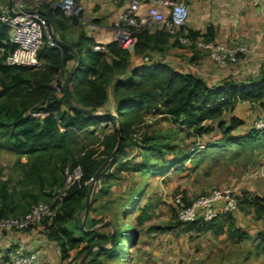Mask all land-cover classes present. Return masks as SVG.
Segmentation results:
<instances>
[{"label": "rangeland", "instance_id": "1", "mask_svg": "<svg viewBox=\"0 0 264 264\" xmlns=\"http://www.w3.org/2000/svg\"><path fill=\"white\" fill-rule=\"evenodd\" d=\"M16 1L12 0L13 3ZM21 1L29 6H41L43 3H53L57 0ZM128 1L79 0L80 10L68 15L77 17L79 22L86 25L94 23L98 28L103 19L106 22L105 30L115 36L124 28H129L119 17L120 13L127 8ZM6 4L7 0H4V7ZM142 4L145 9L149 0H142ZM96 16L99 17L96 18ZM144 27L154 29L158 26L148 17L140 28ZM112 40L114 39L109 42ZM122 46L131 48L123 44ZM183 47L184 49L172 48L162 55L156 51L150 54L155 58L165 59L164 61L177 69L195 71V64L193 68L184 61L196 53L207 52L187 44ZM241 58L243 59V55ZM143 59L147 60L146 57ZM134 61L132 60L130 67L117 69L112 81L108 84L110 102L105 108H110L111 105L109 111L114 116L117 113L113 102L115 83L118 79L129 77L131 68L137 64ZM44 66L45 62L41 60V64L35 69L41 70L40 68ZM215 66L217 71L213 76L218 79L219 77L243 79L244 77L241 76L243 72L248 73L244 69L241 70L242 63H229L225 67L216 64ZM206 78L208 81L212 80L211 75H206ZM53 85L55 93L59 97L63 95V92L58 90L57 80L53 81ZM244 103L235 110L246 121L239 131H235L239 133L252 128L255 120L261 116H257L255 111H252L253 107L249 106L248 102ZM160 107L162 108L163 104ZM105 108L97 110L96 113L105 114ZM30 111L33 110L30 109ZM143 115L142 123L129 127L125 132L123 141L96 180L83 205L74 217L64 222L69 234L76 238V241L72 242L74 246L69 248L70 255L62 259L58 243L51 239L57 246L51 247L45 254L47 261L43 262L42 259V264H80L85 253L84 246L89 242L96 245V242L101 241L111 246L112 242L107 240L106 235L117 227H123L125 223H130L138 229V239L133 244L128 236L123 239L119 246L120 258L116 255L118 252L116 249L113 250V254H96L95 251L99 247L95 246L82 264H229L231 262L264 264V247L262 246L264 213L260 212L262 210L245 206L242 208L241 203L239 204V208L232 214L236 225L247 234L237 237L232 236L228 231V221L224 219L225 217L219 220L220 228L218 229L184 230L183 225L178 224L181 219L173 205L175 194L181 191L187 199L223 188L232 189L239 198L244 194H260L264 197V145L257 147L231 145L225 149L204 147V144L211 143L208 141L217 140L220 137L219 132H214L200 139L201 146L196 149L197 144L194 143V138L184 137L185 129L170 137L176 150L173 149L172 144L167 146L161 144L164 147L159 151L158 143L167 140L162 139L158 142L156 138L154 142L153 139L145 138L142 141L140 137L156 136L158 133L169 131L176 127V123L167 114L159 113L155 108L143 110ZM117 126V121L110 118L90 124L87 128L72 134L71 137L66 135L67 130L61 126L59 131L61 137L65 139L58 140L55 147L41 150L33 156L19 155L0 148V182H6L19 200L24 192L32 190L39 194L40 201L46 203L59 201L72 180L71 176L79 177L82 173L79 166L71 169V162L83 156L89 149L93 150L94 157L106 160L116 147L115 145L110 148L106 143L109 137L115 136L116 132L120 134ZM63 153L68 156L69 165L61 170L58 158ZM54 170L60 179V182L55 185L52 183ZM27 199L31 203L32 198ZM134 201L135 205H133ZM58 203L56 202V205L59 206ZM146 205H148L149 217L140 222L137 219V214L141 210L139 206ZM155 225H170L171 229H149L150 226ZM5 229L15 228L0 226V231L3 232ZM84 230L89 233H85ZM17 231L30 232L24 229ZM69 243L71 246L72 243Z\"/></svg>", "mask_w": 264, "mask_h": 264}, {"label": "trees", "instance_id": "2", "mask_svg": "<svg viewBox=\"0 0 264 264\" xmlns=\"http://www.w3.org/2000/svg\"><path fill=\"white\" fill-rule=\"evenodd\" d=\"M40 8L48 12L60 39L65 42L67 39L62 30L68 26L69 21L77 25L81 24L77 17L67 15L61 7L43 3ZM82 26V24L79 26L78 38L72 42L77 51L70 49L62 42L60 46L44 44L38 56L45 62V66L37 70L35 67L8 65L3 62L5 54L14 47V44L11 41L9 27L0 23V148L19 155L33 156L41 150L55 147L58 140L65 139L61 137L59 131L61 126L67 130L66 135L71 137L72 134L87 128L90 124L110 118L117 121V130L123 141L129 127L143 122V110L152 108L159 113L167 114L176 123V127L169 131L158 133L156 136L140 137L142 141L145 138L153 139L154 142L156 138L158 142L162 139L167 140L158 143L159 151L164 147L161 144L166 146L172 144L171 135L185 129L184 137L194 138V143L197 144L196 149L201 146L199 140L214 131L219 132L220 137L217 140L208 141L211 143L204 144V147L225 149L231 145L252 147L264 145V128L259 129L254 125L243 134L235 133L234 130L243 125L245 120L230 113L235 104L240 101L264 105V67L259 77L247 83L230 78L221 83L209 84L199 74L181 71L150 54L152 51L162 54L172 44L184 45L176 34L161 27L140 28L134 32L136 38L133 45L134 52L142 55L143 58L146 57L147 60L140 64L141 66H133L129 77L116 81L113 102L117 113L114 116L109 111L111 105L110 108H105L110 102L108 84L112 81L117 69L132 65L131 50L123 47L116 39L108 42L106 49H96L94 37L88 35ZM182 32L193 39L203 37L206 40H215L212 25L205 34L195 30L187 31L185 25L182 27ZM78 54H81L82 58L70 81V99H67L65 82L73 67L68 69L66 66L70 60L76 61ZM54 80H57L58 84H63V95L60 97L55 93ZM73 104L90 108L94 113L80 111ZM161 104H163L162 108ZM102 108L106 109L105 114L96 113ZM30 109L48 111L49 114L43 118L35 117ZM117 136H119L118 132L113 138H108L106 144L110 148L116 145ZM172 146L176 150L174 144ZM93 153V150L89 149L83 156L71 162V169L79 166L82 173L79 177L73 176L72 181L68 183L65 194L56 201L59 202V206L56 202L49 203L55 209V213L42 218L39 224L32 223L24 228L25 231L45 232L50 239L56 240L62 259L70 255L69 248L73 247L76 241V238L69 234L64 222L74 217L83 205L88 197L92 178L105 161V159L94 157ZM58 162L61 164L60 169L64 170L69 165L68 156L61 154ZM59 182L60 179L54 170L52 183L55 185ZM41 188H43L42 185ZM28 197L32 198L31 203L27 201ZM39 198V194L27 190L19 200L6 182H0V220L24 216L40 202ZM237 199L239 204L241 203L240 207H254L264 213L262 195L244 194L241 198L237 196ZM135 204L134 201L133 205ZM139 207L141 210L137 214V219L141 222L149 217L148 205ZM223 217L228 221V231L232 236L242 237L247 234L236 225L232 212L221 214L210 221L181 219L178 224L183 225L184 230L218 229L219 220ZM156 227L161 230L171 229L170 225H156ZM85 233L89 232L85 231ZM106 236L110 242L113 237L112 245L99 247L95 251L96 254H113V250L116 249L118 250L116 255L120 258L119 246L123 239L128 236L133 244L138 239V229L130 223H125L123 227H117ZM69 242H73L71 246ZM101 243L104 244L101 241L96 242V245ZM94 245L95 243L89 242L83 250L86 251ZM262 246L264 247V234Z\"/></svg>", "mask_w": 264, "mask_h": 264}, {"label": "built area", "instance_id": "3", "mask_svg": "<svg viewBox=\"0 0 264 264\" xmlns=\"http://www.w3.org/2000/svg\"><path fill=\"white\" fill-rule=\"evenodd\" d=\"M250 1L256 5L264 2V0ZM48 3L53 7H61L67 15L77 13L81 8L79 0H57ZM143 6L142 0L128 1L127 8L119 17L129 28L121 30L126 35L121 36L118 33L113 39L131 47L136 40L135 30L140 29L141 24L149 17L158 27L166 28L176 34L182 43L205 50L219 66H226L229 63L243 64L246 54L256 52L255 47H251L244 39L237 37L224 42L206 40L203 37L193 39L187 36L182 32V27L190 15L187 0H149L145 9ZM0 23L9 27L11 41L14 44L4 56L5 64L37 67L41 64L38 53L44 44L60 46L58 31L49 22L39 5L29 6L21 0L12 2V5L6 7L0 5ZM95 48L106 49V44L97 43ZM58 85V90L62 91L63 84ZM31 113L40 118L49 114L48 111H31ZM255 127L264 128V114L255 120ZM173 205L183 221H210L221 214L235 211L239 202L232 189L223 188L214 189L192 199H187L182 191L178 192L173 198ZM54 213L55 209L51 204L40 201L22 217L1 219L0 226L24 229L32 223L39 224L42 218ZM0 264H42V256L39 250L28 247L24 241L17 243L5 255L0 256Z\"/></svg>", "mask_w": 264, "mask_h": 264}, {"label": "crops", "instance_id": "4", "mask_svg": "<svg viewBox=\"0 0 264 264\" xmlns=\"http://www.w3.org/2000/svg\"><path fill=\"white\" fill-rule=\"evenodd\" d=\"M190 6V15L185 24V29L199 31L201 34L208 33L209 26H213L215 32L214 38L217 41H229L235 37L244 39L251 47L256 48V52H250L245 55L244 63L241 70L244 69L248 73H244L240 79L236 77L237 81L250 82L261 75L264 67V2L261 5H256L250 0H187ZM0 5L4 6V0H0ZM7 5H10V0H7ZM93 10V9H91ZM99 16H96L98 18ZM97 20V19H96ZM92 21V20H91ZM81 23V22H80ZM105 20H101L100 27H95V24L86 25L81 23L86 33L94 37L96 43L107 44L109 40L113 39L114 35L111 32L105 30ZM74 24L69 21L66 28L62 30L66 37L68 46L70 49L77 51V48L72 44L78 38L80 25ZM60 38V35H59ZM71 42V43H70ZM172 48L184 49L183 45H171L162 54H166ZM131 50V60H135V65L144 63L142 55L135 54L134 49ZM160 54V55H162ZM163 59V58H162ZM165 60V59H164ZM185 64L195 67L197 74L202 76L209 84L221 83L225 79L231 77H214L213 75L217 71L215 61L208 53H196L184 61ZM77 63V61H76ZM75 60H70L67 64V68L71 69L75 66ZM217 65V64H216ZM219 66V65H218ZM225 67V66H220ZM181 69V68H180ZM179 69V70H180ZM220 69V68H219ZM72 70V69H71ZM181 71H183L181 69ZM195 71H192L196 73ZM206 75H211L212 80H207ZM221 75V74H220ZM218 75V76H220ZM236 75V74H235ZM232 76V75H231ZM233 77V76H232ZM240 77V76H239ZM248 102L254 110L257 116L264 114V105L260 103H254L250 101H240L235 104L233 110L230 113L236 114L244 119L243 116L237 113L236 108L240 104ZM236 112V113H235ZM245 120V119H244ZM246 122V121H245ZM245 124V123H244ZM243 124V125H244ZM241 125V126H243ZM239 126L235 131H239ZM217 132V131H214ZM212 132V133H214ZM247 132V131H245ZM241 132V134L245 133ZM210 133V134H212ZM239 133V132H235ZM209 135V134H208ZM202 139V138H201ZM236 211V210H235ZM157 227L150 226V230H155ZM6 232V233H5ZM26 242L27 246L36 250H39L41 256H43V262H46L45 254L48 253L51 247L57 246L53 240H51L45 232L30 231L19 232L15 229H5L0 231V256L5 255L14 245L20 242ZM229 264H234L233 262Z\"/></svg>", "mask_w": 264, "mask_h": 264}, {"label": "water", "instance_id": "5", "mask_svg": "<svg viewBox=\"0 0 264 264\" xmlns=\"http://www.w3.org/2000/svg\"><path fill=\"white\" fill-rule=\"evenodd\" d=\"M10 5H12V0H10ZM12 13H14V11H12ZM43 13L48 17V20L49 22L52 23V19L50 17V15L48 14V12L46 11H43ZM60 42H62L64 45L66 46H71L70 44H68L67 42L61 40L59 38ZM134 45V44H133ZM131 45V49L133 50L134 49V46ZM81 54H78V58H77V63L75 64V66L73 67V69L70 71L69 75L67 76L66 78V83H65V93H66V96H67V99H70V81L74 75V73L77 71L78 69V66L81 62ZM74 107H76L77 109H79L80 111H83V112H87V113H94V111L90 108H86V107H83V106H80V105H77V104H73ZM121 140H122V137L121 135L119 134V137H118V140H117V144H116V147L113 149V151L111 152L110 156L100 165V167L98 168V170L96 171L94 177L92 178V184L90 186V189H89V192H91L96 180L100 177L101 173L104 171L105 167L107 166L109 160L111 159V157L114 156V154L116 153L118 147L120 146L121 144ZM87 206H88V202H87ZM113 236V234H112ZM114 239L112 237V240L111 242H113ZM95 246H98V247H108V245L106 244H98V245H94L92 247H90L89 249H87L83 255V257L81 258V261H80V264H82L84 262V260L86 259V257L92 252V250L94 249Z\"/></svg>", "mask_w": 264, "mask_h": 264}, {"label": "bare ground", "instance_id": "6", "mask_svg": "<svg viewBox=\"0 0 264 264\" xmlns=\"http://www.w3.org/2000/svg\"><path fill=\"white\" fill-rule=\"evenodd\" d=\"M120 35H121V36H124V35H126V34H124L123 32H121Z\"/></svg>", "mask_w": 264, "mask_h": 264}]
</instances>
